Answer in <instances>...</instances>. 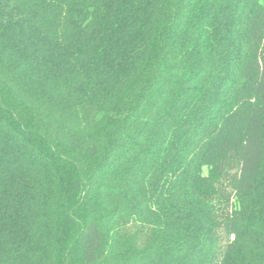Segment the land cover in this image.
<instances>
[{
	"label": "trees",
	"instance_id": "16d2710c",
	"mask_svg": "<svg viewBox=\"0 0 264 264\" xmlns=\"http://www.w3.org/2000/svg\"><path fill=\"white\" fill-rule=\"evenodd\" d=\"M0 264H264V0H0Z\"/></svg>",
	"mask_w": 264,
	"mask_h": 264
}]
</instances>
